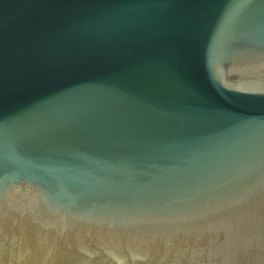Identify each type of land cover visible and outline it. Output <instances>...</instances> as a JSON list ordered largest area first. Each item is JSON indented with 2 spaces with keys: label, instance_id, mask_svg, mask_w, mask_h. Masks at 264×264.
<instances>
[{
  "label": "water",
  "instance_id": "1",
  "mask_svg": "<svg viewBox=\"0 0 264 264\" xmlns=\"http://www.w3.org/2000/svg\"><path fill=\"white\" fill-rule=\"evenodd\" d=\"M0 264H264V0H0Z\"/></svg>",
  "mask_w": 264,
  "mask_h": 264
}]
</instances>
